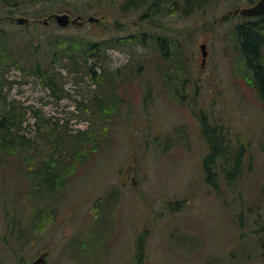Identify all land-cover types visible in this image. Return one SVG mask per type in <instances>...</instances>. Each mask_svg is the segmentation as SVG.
Segmentation results:
<instances>
[{
	"label": "rangeland",
	"instance_id": "374dc122",
	"mask_svg": "<svg viewBox=\"0 0 264 264\" xmlns=\"http://www.w3.org/2000/svg\"><path fill=\"white\" fill-rule=\"evenodd\" d=\"M256 1L0 0V142L27 140L0 149V264H264V107L234 30L257 19L232 14ZM49 42L76 56L57 93L21 66ZM202 117L240 158L215 185Z\"/></svg>",
	"mask_w": 264,
	"mask_h": 264
},
{
	"label": "trees",
	"instance_id": "16d2710c",
	"mask_svg": "<svg viewBox=\"0 0 264 264\" xmlns=\"http://www.w3.org/2000/svg\"><path fill=\"white\" fill-rule=\"evenodd\" d=\"M185 1L187 2L188 0ZM205 1L207 0H189L190 3L189 7L193 6V8H196L199 6V4H202ZM59 11L64 12L65 8H61L60 10L57 11L49 8H47L46 10L42 9L40 13H35L32 15V17L39 18L47 14H51L52 12H59ZM234 30L239 40L240 51L245 58V64L253 74L255 85L260 95L262 106L264 107V71H263L264 66L261 63L262 60L261 47L264 44V35L262 33V31L264 30V16L258 18L254 22L250 21L246 23L237 24ZM127 39L128 38L126 37L125 39H121V41L124 42ZM113 45L114 44H106V47ZM103 48L101 43H97V42L89 43V44L87 43L85 48L82 49V51L86 55H90L91 57H94L96 54L98 57L101 54L100 51H103ZM61 49L58 50V48H56L55 50H53L49 42V46H47V53L50 55L49 56L50 59L48 62H46V60L42 58L41 62L40 61L33 62L32 65L29 66L30 68L26 64L21 65V66H25V71L37 75V77L42 81L43 85H46L48 88H50L51 89L50 91H52L53 93L60 92L61 88L60 89L58 88V78L55 75V73L52 71V62L56 63L58 61H62L64 58H67L68 62L71 65L73 66L76 65V60H75L76 56L74 54L72 55L71 49L70 48L69 49L64 48L63 50ZM41 63H43L44 65L43 68ZM88 73H90L92 75V78H94L95 80L101 78L99 77L100 75L96 76L95 72L91 67H89ZM1 89H2V84L0 85V90ZM82 106L83 105L80 103L76 106V109L80 111L83 109L81 108ZM209 123L210 122H208V120L205 117L200 118V127L202 130V135L205 138H207L209 141V152L202 159L201 167L205 175L206 183L210 185H215V183L211 181V177L213 175L216 176L223 172V174H225L227 179L234 177V173L238 170L240 158L238 152L232 153L229 150V148L222 143L221 138H223V133L221 132L223 131L221 130L220 132L217 129H213L212 128L213 126H211ZM3 133L5 135L3 136L2 141L0 142V149L3 150L10 149L16 151L20 146L22 147L27 143L26 142L27 140L23 138L19 139L17 134L13 133L10 130V128H7L6 131ZM68 145L71 149L76 147V145H72V144H68ZM69 151H71V155H72L71 158L74 159L73 153L75 152H73L72 150ZM231 162L233 164H231ZM41 172L46 173V175L49 176L51 175L49 180H52L51 169L48 165H45ZM261 197L263 199V204H264V166H263V182L261 187ZM262 229H263L262 231L264 232V228Z\"/></svg>",
	"mask_w": 264,
	"mask_h": 264
},
{
	"label": "water",
	"instance_id": "95a60500",
	"mask_svg": "<svg viewBox=\"0 0 264 264\" xmlns=\"http://www.w3.org/2000/svg\"><path fill=\"white\" fill-rule=\"evenodd\" d=\"M234 14H238L242 17H248V18L264 16V0H257L253 5L249 7L237 9L234 11ZM54 18L57 25L62 28L66 27L69 24H76L78 22V18L70 20L69 16L65 13L55 14ZM14 21L19 25H23L27 23V19L25 18H15ZM89 21L94 22L96 21V19L90 17ZM199 48H200V52L202 56V64H203L205 62V58L207 55L205 45H200Z\"/></svg>",
	"mask_w": 264,
	"mask_h": 264
},
{
	"label": "flooded vegetation",
	"instance_id": "af4514ba",
	"mask_svg": "<svg viewBox=\"0 0 264 264\" xmlns=\"http://www.w3.org/2000/svg\"><path fill=\"white\" fill-rule=\"evenodd\" d=\"M233 14V12H232ZM235 15V14H234ZM203 45V44H202ZM17 226V220L14 217V221L10 222L7 227H10L11 229H14ZM34 261H31V264H47L42 258L41 261L38 263V260L35 261V259H33ZM45 262V263H44Z\"/></svg>",
	"mask_w": 264,
	"mask_h": 264
}]
</instances>
